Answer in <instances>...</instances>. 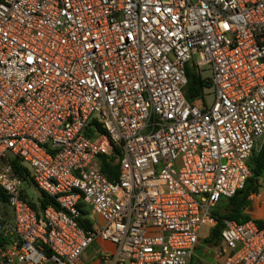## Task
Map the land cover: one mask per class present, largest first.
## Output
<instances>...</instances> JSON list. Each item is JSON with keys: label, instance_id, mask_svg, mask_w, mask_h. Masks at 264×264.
<instances>
[{"label": "built area", "instance_id": "obj_1", "mask_svg": "<svg viewBox=\"0 0 264 264\" xmlns=\"http://www.w3.org/2000/svg\"><path fill=\"white\" fill-rule=\"evenodd\" d=\"M188 63L209 105L185 99ZM263 135L264 0H0V264H84L97 240L103 263L188 264ZM13 157L55 203L40 215ZM214 254L264 264V224L224 219Z\"/></svg>", "mask_w": 264, "mask_h": 264}, {"label": "trees", "instance_id": "obj_2", "mask_svg": "<svg viewBox=\"0 0 264 264\" xmlns=\"http://www.w3.org/2000/svg\"><path fill=\"white\" fill-rule=\"evenodd\" d=\"M185 74L186 82L183 86V95L185 99L191 104L201 102L203 100L204 91L210 87L209 77L201 75L200 71H198L192 63L186 64ZM118 154L119 149L114 147V154L110 157H106L104 155L99 156V169L108 178L115 177ZM249 156V161H246L249 174L246 176L242 186L231 196L220 197L212 207L211 213L215 217V223L210 227L208 237L205 238L206 241H213L214 243L219 241V231L224 219L242 221L251 217L247 212L246 207L249 204L250 193L257 192L259 190L258 177L263 170L264 135L261 137L259 145L256 148L255 145L253 146ZM10 164L12 170L18 173L24 182L28 185H32L27 174V168L21 164L16 157L11 158ZM35 190L36 197L34 198H31L30 195L26 194L24 191L21 192V196L34 209L37 215H40V212L45 205H55V203L45 193L37 190L36 188ZM5 200V193L0 188V204H5ZM78 206L79 214L76 220L80 226L88 228L94 219V215L89 208L81 202L78 203ZM254 220L260 225L264 224V221L260 219L254 218Z\"/></svg>", "mask_w": 264, "mask_h": 264}, {"label": "rangeland", "instance_id": "obj_3", "mask_svg": "<svg viewBox=\"0 0 264 264\" xmlns=\"http://www.w3.org/2000/svg\"><path fill=\"white\" fill-rule=\"evenodd\" d=\"M200 74L203 76H208V70L207 66L203 65L201 66ZM203 101L206 105H209L212 101V93H211V87L206 89L203 94ZM261 141V137L255 138V148L259 145ZM250 156L247 158V161H249ZM259 183V193H260V199L261 201L258 202L255 199H250L249 204L246 207L247 212L252 218H257L262 221H264V183ZM22 186L25 188L26 192L30 195L31 198L36 197V190L33 185H28L26 182H22ZM5 213V218H7L8 221L11 222L12 220V210L11 207L8 204H0V214ZM94 219L97 220V216L93 214ZM210 231V227L207 225H202L198 231V241L196 244V247L193 249V253L191 256V263L194 264L196 261L208 262L209 264H220L217 257L215 258L213 255V247L218 244V242L214 243L213 241H206L205 238L208 237ZM105 242V241H104ZM108 243V242H107ZM110 246H112L110 243H108ZM210 246V247H207ZM98 245L95 244V241H93L91 244H89L84 251L81 254V257L83 259L84 263H88V261L91 264H103L101 260L97 258V253L99 251ZM113 249V246L109 251ZM205 249V252L203 251ZM209 250V252L206 253V251ZM203 262L201 264H203ZM190 264V262H189Z\"/></svg>", "mask_w": 264, "mask_h": 264}, {"label": "crops", "instance_id": "obj_4", "mask_svg": "<svg viewBox=\"0 0 264 264\" xmlns=\"http://www.w3.org/2000/svg\"><path fill=\"white\" fill-rule=\"evenodd\" d=\"M95 244L98 245V247H99L98 249H99V250H106V251H109V250L111 249V247H112V246H110L107 242L100 241V240L95 241ZM195 247H196V246H195ZM195 247H194V248H195ZM207 247H210V246H207ZM212 247H213V250L215 251V247H216V246H212ZM203 251L205 252V249H203ZM214 251H213V255H214V257L216 258L215 254H214ZM207 252H209V250H207L206 253H207ZM192 253H193V252H192ZM96 255H97V254H96ZM191 256H192V254H191ZM217 259L219 260V262H220V264H221V260H222L221 257H217ZM189 262H190V264H192V263H191V257H190V259H189ZM200 262L202 263L203 260H201ZM200 262H199V261H196L194 264H201ZM84 264H91V263L88 261V263H84ZM103 264H107V263H103ZM188 264H189V263H188ZM203 264H209V263L205 261V262H203ZM211 264H213V263H211Z\"/></svg>", "mask_w": 264, "mask_h": 264}]
</instances>
